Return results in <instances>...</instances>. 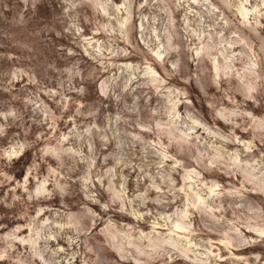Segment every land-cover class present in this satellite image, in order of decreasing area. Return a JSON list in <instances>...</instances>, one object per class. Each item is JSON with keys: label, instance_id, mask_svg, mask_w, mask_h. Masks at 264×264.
<instances>
[{"label": "rangeland", "instance_id": "1", "mask_svg": "<svg viewBox=\"0 0 264 264\" xmlns=\"http://www.w3.org/2000/svg\"><path fill=\"white\" fill-rule=\"evenodd\" d=\"M251 225L264 0H0V264H264Z\"/></svg>", "mask_w": 264, "mask_h": 264}, {"label": "bare ground", "instance_id": "2", "mask_svg": "<svg viewBox=\"0 0 264 264\" xmlns=\"http://www.w3.org/2000/svg\"><path fill=\"white\" fill-rule=\"evenodd\" d=\"M241 11V14L243 15V16H245L246 15V13H247V9L244 7L243 8V11L242 10H240ZM242 35V34H241ZM244 37L243 36H241V38H239V40L241 39H243ZM239 40L238 41H236L235 43H233V45H231L233 48H236V47H239L240 46V44L241 43H239ZM208 47V46H207ZM206 47V48H207ZM209 48V47H208ZM210 52H209V50L208 49H206L205 50V52H204V55H206V54H209ZM204 55L202 56V58H204ZM218 63H219V61L216 59V61H214V68H215V70L217 69V66H218ZM228 65H226V67H227ZM256 66H257V63H256V61L255 60H250V62H248L246 65H243V70H244V72H245V74H243V76H239V84L241 85V87H242V91L243 92H245V94L246 93H249L253 88H255L256 87V79H257V77H258V72H257V70H256ZM219 73L216 71V75H218ZM251 75H254V77L256 78V79H254L255 81H253V82H255V84L252 82V78H251ZM194 126H196V125H194ZM193 128V127H192ZM195 128V127H194ZM192 176H188V178H191ZM219 188H218V184L214 181V182H212L210 185H209V192H210V195H216V194H218L219 193V190H218ZM256 193V192H255ZM258 194H260V195H263L262 193H258ZM199 205L197 208H195V210H196V212H200V205H204V204H206V201H205V198L201 195V194H199V193H197V192H194V206H196V205ZM206 206H207V204H206ZM251 227H252V229L254 228L255 230H257V231H259L260 233H261V236H262V234L264 233V229L261 231L259 228H257L256 227V225H254V226H252L251 225ZM185 231V229H184V225H183V223L182 222H179V221H177V222H175L174 223V228H172L171 229V233H173L174 235H176V236H178L179 234H181V233H183ZM217 243H218V245H219V249H222V248H224V249H227L228 251H235V249L236 250H243L244 248H238L237 246L235 247V246H233V245H235V244H233V242H232V237L231 236H229V235H227V236H225V238H223V239H219L218 241H217ZM235 249H234V248ZM111 251V250H110ZM233 254H235L234 252H232ZM232 254V255H233ZM241 258V257H240ZM239 258V259H240Z\"/></svg>", "mask_w": 264, "mask_h": 264}]
</instances>
